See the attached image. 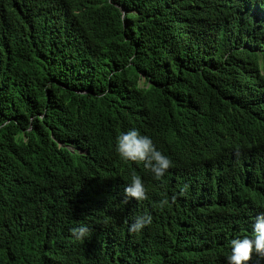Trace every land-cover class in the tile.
I'll return each instance as SVG.
<instances>
[{
    "label": "trees",
    "instance_id": "16d2710c",
    "mask_svg": "<svg viewBox=\"0 0 264 264\" xmlns=\"http://www.w3.org/2000/svg\"><path fill=\"white\" fill-rule=\"evenodd\" d=\"M130 128L161 179L116 152ZM261 212L264 0H0V264H227Z\"/></svg>",
    "mask_w": 264,
    "mask_h": 264
},
{
    "label": "clouds",
    "instance_id": "9594fccd",
    "mask_svg": "<svg viewBox=\"0 0 264 264\" xmlns=\"http://www.w3.org/2000/svg\"><path fill=\"white\" fill-rule=\"evenodd\" d=\"M115 150L123 161L142 165L144 170L156 180L164 177L173 166L172 160L158 150L152 138L141 134L136 128H130L118 134ZM124 194L126 198L135 201H143L147 198L145 183L139 175L132 174L130 182L124 186ZM167 203V200H163L161 207ZM152 224L153 216L145 212L134 217L128 231L131 234H139ZM70 232L75 241L85 242L91 238L92 229L87 224L81 223L72 228ZM253 252L264 256V212L254 217L251 236L237 237L230 241L227 264H249Z\"/></svg>",
    "mask_w": 264,
    "mask_h": 264
},
{
    "label": "rangeland",
    "instance_id": "374dc122",
    "mask_svg": "<svg viewBox=\"0 0 264 264\" xmlns=\"http://www.w3.org/2000/svg\"><path fill=\"white\" fill-rule=\"evenodd\" d=\"M231 98V97H230Z\"/></svg>",
    "mask_w": 264,
    "mask_h": 264
}]
</instances>
